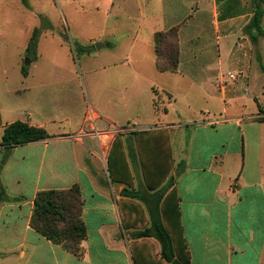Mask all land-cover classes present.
I'll use <instances>...</instances> for the list:
<instances>
[{
  "label": "crops",
  "instance_id": "0c3cea01",
  "mask_svg": "<svg viewBox=\"0 0 264 264\" xmlns=\"http://www.w3.org/2000/svg\"><path fill=\"white\" fill-rule=\"evenodd\" d=\"M260 2L264 10V0H138L139 10L149 11V35L142 41L137 32L119 60L122 97L115 106H96L81 84L61 82L59 52L51 58L40 52L49 33L42 29L28 74L21 63V84L5 85L0 95L6 193L0 264H172L160 240L166 232L174 243L185 242L190 264H264V122L256 120L264 117V38L261 84L251 93L255 47L244 32ZM127 4L104 0L102 6L111 11ZM44 26L41 21L35 29ZM172 28H178L179 66L160 71L155 34ZM54 32L69 36L71 43L62 40L71 53L68 31ZM95 39L103 49L115 48L96 37L88 42ZM83 54L93 59L95 53ZM46 61L50 67L42 66ZM192 74L198 79H189ZM167 82L184 88L176 95ZM16 121L43 128L50 138L1 145ZM113 146L116 182L108 171ZM75 185L87 228L81 257L31 226L39 192Z\"/></svg>",
  "mask_w": 264,
  "mask_h": 264
},
{
  "label": "rangeland",
  "instance_id": "374dc122",
  "mask_svg": "<svg viewBox=\"0 0 264 264\" xmlns=\"http://www.w3.org/2000/svg\"><path fill=\"white\" fill-rule=\"evenodd\" d=\"M143 0H141L142 2ZM104 0H0V95L4 93V86L11 88L18 87L22 82L20 71L21 63L26 65L30 62L27 59L26 44L33 30L42 21L41 18L52 21L59 32L63 29L71 36L73 43L88 46L94 58L85 56L81 51L71 46V53L62 40V35L54 32L53 29L42 37L41 53L44 57H52L53 52L58 51L64 69L59 71L60 77H65L61 82L81 84L87 94L90 103L100 105L105 102L119 104L122 94L119 90V83L122 73L120 59L129 53L131 43L136 37L146 41L149 35V24L146 16L148 9L144 12L139 10L138 0H128L126 6L115 8L111 11L103 8ZM101 4V5H100ZM98 5L99 9L95 7ZM142 20H145L142 24ZM52 31V32H51ZM109 41L115 44L114 49L104 48V45L97 49L96 43ZM88 42V43H87ZM74 45V46H75ZM264 56V41L261 44ZM26 49V51H25ZM39 49V50H40ZM37 51V50H36ZM139 49L135 53H139ZM71 54V55H70ZM250 79V86L256 93L261 84V69L259 60L255 56ZM51 62L46 61L43 67H50ZM106 67V68H105ZM105 68V69H103ZM70 77V78H68ZM194 74L189 79H195ZM264 78V77H262ZM188 79V80H189ZM198 79V78H196ZM262 81H264L262 79ZM71 86V94L76 89ZM164 86L178 95L184 86L174 83H165ZM74 89V90H73ZM187 94H193L194 90L188 88ZM127 96V95H126ZM74 101L76 97L73 96ZM16 102H20L17 98ZM75 104V103H74ZM106 104V103H105ZM108 105V104H107ZM103 159V158H102ZM103 168L106 163L100 160ZM173 236L177 234L172 230ZM178 241V239H177ZM178 246L181 247L180 243Z\"/></svg>",
  "mask_w": 264,
  "mask_h": 264
},
{
  "label": "trees",
  "instance_id": "16d2710c",
  "mask_svg": "<svg viewBox=\"0 0 264 264\" xmlns=\"http://www.w3.org/2000/svg\"><path fill=\"white\" fill-rule=\"evenodd\" d=\"M263 16L264 10L260 2L253 18L244 29V32L251 37L255 47V56L259 61L262 60L258 47L259 38H264ZM41 19L45 26L34 30L27 47V59L31 62L37 58V44L42 29H53L54 31V27L51 26L48 19ZM61 35L66 42L71 43L66 33H61ZM74 47L81 51V53L89 52V49L86 47L79 45H75ZM155 47L160 71L176 72L179 66L180 56L178 28L156 33ZM22 72L25 76L28 74V67L26 65L22 67ZM256 120L264 122V117L257 118ZM2 124L0 112V127ZM48 138H50V135L45 129L31 126L26 122L16 121L5 128L1 145L15 147ZM113 151L114 146L108 160V171L110 172L111 180L116 182L117 180L113 175L110 163ZM1 169L2 166L0 167ZM127 183L129 186L131 185L130 182ZM0 197H6L1 182ZM31 226L52 243L62 246L77 256H83V242L87 238V228L83 218V199L80 187L75 185L65 190H46L39 192L35 199ZM160 240L163 250L170 249L172 264H190V253L187 250L185 242L182 241V246L179 247L178 244L171 240L167 232L164 235H160Z\"/></svg>",
  "mask_w": 264,
  "mask_h": 264
},
{
  "label": "built area",
  "instance_id": "2783aa9c",
  "mask_svg": "<svg viewBox=\"0 0 264 264\" xmlns=\"http://www.w3.org/2000/svg\"><path fill=\"white\" fill-rule=\"evenodd\" d=\"M231 77L233 78L234 76H231ZM118 131H122V129L118 130ZM105 134H107V133H103V135H105ZM103 149H104V145H101V150L103 151Z\"/></svg>",
  "mask_w": 264,
  "mask_h": 264
},
{
  "label": "water",
  "instance_id": "95a60500",
  "mask_svg": "<svg viewBox=\"0 0 264 264\" xmlns=\"http://www.w3.org/2000/svg\"><path fill=\"white\" fill-rule=\"evenodd\" d=\"M101 47V44H96V48L99 49Z\"/></svg>",
  "mask_w": 264,
  "mask_h": 264
}]
</instances>
